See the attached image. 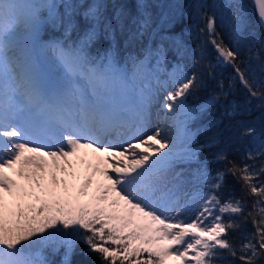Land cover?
I'll use <instances>...</instances> for the list:
<instances>
[{
  "label": "snow or ice",
  "instance_id": "1",
  "mask_svg": "<svg viewBox=\"0 0 264 264\" xmlns=\"http://www.w3.org/2000/svg\"><path fill=\"white\" fill-rule=\"evenodd\" d=\"M254 5L264 27V0ZM152 6L0 0V264H74L80 244L98 264H264V135L249 144L256 130L238 122L216 156L222 170H201V187L190 192L176 167L195 159L188 121L199 109L188 100L207 86L205 70L189 75L177 65L162 81L167 52L155 45L129 57V75L112 46L118 31L128 43L151 38ZM208 7L198 8L204 46L231 67L232 83L264 120V59L251 45L247 56L241 50L244 7L240 0L220 5L232 13L227 35ZM158 20L156 28H164L175 18L161 13ZM102 40L111 43L101 51ZM44 55L51 56L50 78L38 66ZM129 87L136 102L117 103L115 94ZM227 87L218 83L212 99L226 98ZM153 100L163 124L146 134ZM229 176L239 189L225 196ZM237 232L239 241L232 239Z\"/></svg>",
  "mask_w": 264,
  "mask_h": 264
},
{
  "label": "trees",
  "instance_id": "2",
  "mask_svg": "<svg viewBox=\"0 0 264 264\" xmlns=\"http://www.w3.org/2000/svg\"><path fill=\"white\" fill-rule=\"evenodd\" d=\"M114 2L119 4L124 0H114ZM222 3H226V0H153L152 11L156 18V23L153 24V28L156 29L155 34L151 38L145 36L140 41L128 43L126 33L118 31L116 42L112 45L119 49L121 66L128 70L129 75L132 71L129 57L136 56L144 47L155 45H160L167 52L166 60L159 70L160 78L167 80L168 74L172 73L177 65L189 75L194 71L201 74V68L205 70L202 75L207 86L188 100L190 108L199 109L194 119L188 121L191 141L187 146L195 150V159L178 161L176 167V171L182 173L181 179L190 192L200 189L199 173L201 170L212 175L222 170V164L216 160V156L225 147L238 122L243 121L255 128V136L248 141L249 144L264 135V120L260 118L261 113L247 103L243 87L238 83H232L234 73L231 67L218 64L212 46L210 44L204 46V37L200 32L204 22L198 15L199 5H208L206 10L210 15L215 11L217 30L227 35L232 13L230 9L220 7ZM240 3L244 7L248 21L241 50L247 56L248 48L251 45L253 51L259 53L264 59V33L256 15L250 12L249 0H240ZM161 13L166 17L173 16L174 23H170L164 28H156ZM225 42L227 43V40ZM110 43L108 40H102L98 48L102 51L108 48ZM177 43L180 45L179 51L175 46ZM197 58H202L200 64L195 63ZM155 63L156 61L153 60L152 64L155 65ZM251 64L259 76L257 62L253 60ZM209 65H211L210 69ZM220 82L225 84L226 92L228 91L227 86L232 84V92L226 98L221 97L216 102L212 98L218 95L217 84ZM226 112L233 114L227 115ZM182 149L183 145L179 142L177 151L182 152ZM238 189L239 185L235 180L231 176L227 177L224 188L225 196L231 192L238 193ZM244 230L252 231L251 224H247ZM232 239L239 241L240 233H233ZM83 250V244L77 246V254L73 257L74 264H98V260L94 256L83 255Z\"/></svg>",
  "mask_w": 264,
  "mask_h": 264
},
{
  "label": "rangeland",
  "instance_id": "3",
  "mask_svg": "<svg viewBox=\"0 0 264 264\" xmlns=\"http://www.w3.org/2000/svg\"><path fill=\"white\" fill-rule=\"evenodd\" d=\"M243 1H245V0H243ZM41 57L44 60L43 65L46 67V69L49 71V73H51L50 72V69L52 66L51 56L50 55H44ZM124 95H126V93L124 91L121 93H116L115 94V101L120 104L125 97ZM158 95H159V100H162L163 99V93L161 92ZM134 100L135 99H132V101H134ZM132 101L131 100L127 101L125 99L124 102H122V103H126V104H128V106H130V105H132ZM156 109L159 112H154V110H156ZM151 118H153V120H154L153 122H151L152 121ZM162 124H163V122L160 120L159 102H158V100H153L151 108H150V119H149L148 124L146 125L144 131L146 130V128H150V129L154 130L156 127L162 126ZM167 124L169 126V128H168L169 136L170 137H176L178 135V129L172 126V121H170V120L167 122ZM145 133L148 134V132H145ZM179 142L180 141L177 140V146L179 145ZM121 143H123V141H121Z\"/></svg>",
  "mask_w": 264,
  "mask_h": 264
},
{
  "label": "water",
  "instance_id": "4",
  "mask_svg": "<svg viewBox=\"0 0 264 264\" xmlns=\"http://www.w3.org/2000/svg\"><path fill=\"white\" fill-rule=\"evenodd\" d=\"M250 1H251V4H252V7H253L252 11L256 15V18H257V12H256V9H255L254 0H250ZM261 29H262V31L264 33V27H261Z\"/></svg>",
  "mask_w": 264,
  "mask_h": 264
},
{
  "label": "bare ground",
  "instance_id": "5",
  "mask_svg": "<svg viewBox=\"0 0 264 264\" xmlns=\"http://www.w3.org/2000/svg\"><path fill=\"white\" fill-rule=\"evenodd\" d=\"M154 112H159V111L156 109V110H154ZM151 120H152L151 122L154 121L153 119H151ZM155 122H156V121H155ZM152 131H153L152 129H150V128H146V130H145L144 132H148V134H151Z\"/></svg>",
  "mask_w": 264,
  "mask_h": 264
},
{
  "label": "flooded vegetation",
  "instance_id": "6",
  "mask_svg": "<svg viewBox=\"0 0 264 264\" xmlns=\"http://www.w3.org/2000/svg\"><path fill=\"white\" fill-rule=\"evenodd\" d=\"M250 11H251V6L249 7Z\"/></svg>",
  "mask_w": 264,
  "mask_h": 264
}]
</instances>
